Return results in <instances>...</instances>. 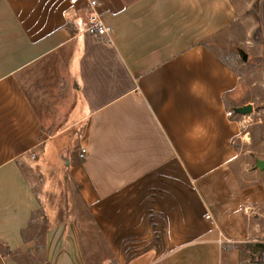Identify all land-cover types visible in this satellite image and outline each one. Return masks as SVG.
<instances>
[{
    "label": "crops",
    "instance_id": "0c3cea01",
    "mask_svg": "<svg viewBox=\"0 0 264 264\" xmlns=\"http://www.w3.org/2000/svg\"><path fill=\"white\" fill-rule=\"evenodd\" d=\"M251 2L0 0V264H86L75 225L34 188L64 134L66 172L116 264H202L220 238L264 258V171L235 147L238 77L208 48ZM256 14L248 36L264 43V0ZM91 17L111 32L88 34Z\"/></svg>",
    "mask_w": 264,
    "mask_h": 264
},
{
    "label": "rangeland",
    "instance_id": "374dc122",
    "mask_svg": "<svg viewBox=\"0 0 264 264\" xmlns=\"http://www.w3.org/2000/svg\"><path fill=\"white\" fill-rule=\"evenodd\" d=\"M254 2V0H252ZM249 6L250 13L241 14L233 28L221 38L208 42V48L216 52L228 62L238 77V88L235 90L228 107H242L250 105L252 111L246 115H236L233 119L238 123L239 133L235 147L245 153V157L252 161L254 158L264 159V45L254 37L252 30L250 39L248 30L254 19L252 3ZM238 3L246 8L248 0H238ZM251 40V41H250ZM247 55L243 62L240 52ZM51 63L45 66L43 72L47 73V79L51 81ZM58 74L56 67L52 71ZM46 80V81H48ZM45 81V80H44ZM47 83V82H46ZM45 84L43 83V88ZM66 135H60L51 140L43 151L42 164L44 167L36 172L35 192L42 198L46 212H52L54 219L68 220L72 222L77 231L80 249L86 264H116L101 240L96 225L89 217L85 207L79 200L76 191L68 176V166L61 157L60 150L66 145ZM72 152L79 154L77 147ZM65 157V155H63ZM81 157V156H80ZM66 159V158H65ZM32 169L34 161L31 160ZM41 185L42 188L39 187ZM46 225L35 229L38 237ZM218 253L215 259L204 258L202 264H212L224 261L225 264H264V258L257 252L258 244L246 242L228 243L220 240L216 242ZM17 260L28 262L25 256L15 257ZM39 261V258H33ZM186 264H195L194 259L188 257ZM158 264V263H157ZM159 264H177L174 260L166 259Z\"/></svg>",
    "mask_w": 264,
    "mask_h": 264
},
{
    "label": "built area",
    "instance_id": "2783aa9c",
    "mask_svg": "<svg viewBox=\"0 0 264 264\" xmlns=\"http://www.w3.org/2000/svg\"><path fill=\"white\" fill-rule=\"evenodd\" d=\"M71 2L74 3V0H71ZM90 4L94 5L95 3L91 2ZM85 31L92 36L98 37L109 34L111 29L110 27L105 26L98 17H91ZM226 116L228 118H234L236 114L234 113V110H231L226 113ZM80 156L82 157V155Z\"/></svg>",
    "mask_w": 264,
    "mask_h": 264
},
{
    "label": "water",
    "instance_id": "95a60500",
    "mask_svg": "<svg viewBox=\"0 0 264 264\" xmlns=\"http://www.w3.org/2000/svg\"><path fill=\"white\" fill-rule=\"evenodd\" d=\"M240 58L243 62H245L247 59V55L241 51ZM251 111H252V107L250 105H245V106L237 107L234 109V113L236 115H246V114L251 113ZM255 166L258 170L264 171V160L257 159Z\"/></svg>",
    "mask_w": 264,
    "mask_h": 264
},
{
    "label": "trees",
    "instance_id": "16d2710c",
    "mask_svg": "<svg viewBox=\"0 0 264 264\" xmlns=\"http://www.w3.org/2000/svg\"><path fill=\"white\" fill-rule=\"evenodd\" d=\"M252 8L254 9V19L257 21V20H258V17H257V14H256L257 0L253 3ZM253 36H254V37L257 36L258 41H260V43H261L262 45L264 44L263 41H262V39H261V37H260V30H259V28H257V29L254 31Z\"/></svg>",
    "mask_w": 264,
    "mask_h": 264
}]
</instances>
